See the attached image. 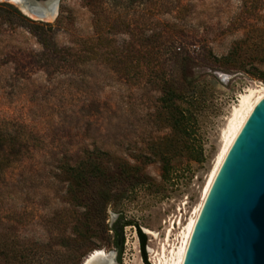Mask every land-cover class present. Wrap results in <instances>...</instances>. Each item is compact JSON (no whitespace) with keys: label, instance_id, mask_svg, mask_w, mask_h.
<instances>
[{"label":"rangeland","instance_id":"1","mask_svg":"<svg viewBox=\"0 0 264 264\" xmlns=\"http://www.w3.org/2000/svg\"><path fill=\"white\" fill-rule=\"evenodd\" d=\"M0 3L51 25L55 43L75 54L76 74L71 80L44 72L45 62L32 57L41 45L25 23L1 28L10 29L0 35V129L26 140L31 152L3 164L0 242L15 248L24 243L31 254L42 256L41 264H54L65 252L59 237L72 236L73 226L80 224L94 232L80 249L70 250L74 264L96 250L111 253L115 264H144L133 225L124 229L119 263L96 220H86L83 208L66 194L61 157L95 142L128 161L140 158L146 175L143 184L129 188L126 198L108 209V221L122 216L136 223L147 236L149 263L160 258L174 264L171 250L198 214L240 96L249 89L251 101L264 94V0H56L54 15L46 19L25 14L11 0ZM176 28L178 39L172 36ZM178 48L192 57L191 70L207 100L197 134L203 158H173L176 169L165 179L161 163L143 157L152 143L175 153L184 143L164 120L161 90L154 82ZM29 260L40 264L36 257Z\"/></svg>","mask_w":264,"mask_h":264},{"label":"trees","instance_id":"2","mask_svg":"<svg viewBox=\"0 0 264 264\" xmlns=\"http://www.w3.org/2000/svg\"><path fill=\"white\" fill-rule=\"evenodd\" d=\"M15 23H25L29 32L41 45V51L34 52L32 57L37 56L40 62H45L44 72L47 70V74L63 73L71 80L76 77L73 71L75 54L69 48L60 47L55 43L53 34L50 32L51 25L31 21L11 5L0 3V35L10 29L2 30L3 25L8 28ZM180 35L181 31L178 28L172 32L175 39H178ZM178 49L172 53L166 72L156 76L157 79L154 82L161 90L160 107L167 113L164 120L173 134L180 135L184 143L178 153L172 151L170 147L164 150L158 149L152 143L148 146L149 155L143 157L149 163L152 162V158L158 160L165 179H169L173 170L176 169L173 158L184 156L194 161L203 158V144L197 138V134L201 112L207 100L202 96L197 75L191 70L192 57L185 50ZM30 152L26 140L11 135L5 129H0V179L3 164L7 167L13 162L21 161L22 156L28 157ZM61 158L64 162L60 166V172L68 179L66 194L69 200L83 208L82 214L86 220H96L98 233L109 240L117 252L119 263L124 250V229L126 226L133 225L139 238L142 260L144 264H150L145 250L147 236L140 227L122 216L113 222L108 221V209L124 200L129 188L144 183L146 175L141 168V159L128 161L95 142L91 147L88 145L80 147L74 153L69 151ZM70 161L74 163L70 164ZM90 232H94L91 227L75 224L72 236L59 237V244L64 247L65 252L54 264H74L75 256L69 253L70 250L80 249V242L85 240ZM18 246L15 248V244H12L9 247L8 244L0 242V264H30L29 258L32 257H36V261L40 264L43 262L42 256H36L35 252L31 254L24 243Z\"/></svg>","mask_w":264,"mask_h":264},{"label":"water","instance_id":"3","mask_svg":"<svg viewBox=\"0 0 264 264\" xmlns=\"http://www.w3.org/2000/svg\"><path fill=\"white\" fill-rule=\"evenodd\" d=\"M56 0L13 2L25 14L50 18ZM258 109L255 110L258 117ZM237 161V159L235 160ZM234 164H231V168ZM228 167L222 176H229ZM203 239L196 264H264V123L248 133L244 157L231 175ZM82 264H115L111 253H92Z\"/></svg>","mask_w":264,"mask_h":264},{"label":"bare ground","instance_id":"4","mask_svg":"<svg viewBox=\"0 0 264 264\" xmlns=\"http://www.w3.org/2000/svg\"><path fill=\"white\" fill-rule=\"evenodd\" d=\"M11 1L16 2L19 0ZM253 92L249 89L248 94H242L240 96L239 108L234 109L232 113L223 136V145L217 156V161L204 186L203 202L198 210V214L196 218L189 219L183 232V241L177 247L176 251L171 250L174 256H172L175 261L174 264H196L200 247L206 235L205 231L213 223L215 218L214 214L223 191L229 186L231 175L241 164L244 157L248 133L264 123V94L257 95L251 101L250 97ZM255 107L259 111V117L256 115L257 113L254 114L253 109ZM236 159L237 161H235ZM232 163L234 166L231 168ZM226 167H228L230 177L226 175L222 176ZM95 252L104 253L102 250H96L93 253ZM157 264H165V262L158 258Z\"/></svg>","mask_w":264,"mask_h":264}]
</instances>
